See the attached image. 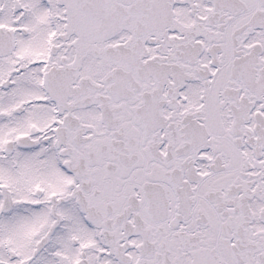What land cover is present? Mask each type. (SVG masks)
I'll use <instances>...</instances> for the list:
<instances>
[{"label":"snow or ice","instance_id":"snow-or-ice-1","mask_svg":"<svg viewBox=\"0 0 264 264\" xmlns=\"http://www.w3.org/2000/svg\"><path fill=\"white\" fill-rule=\"evenodd\" d=\"M0 264H264V0H0Z\"/></svg>","mask_w":264,"mask_h":264}]
</instances>
